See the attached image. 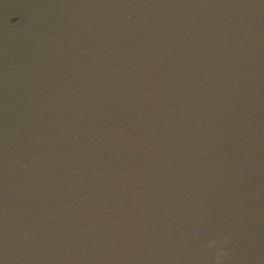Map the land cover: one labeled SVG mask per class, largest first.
<instances>
[{
	"label": "water",
	"instance_id": "obj_1",
	"mask_svg": "<svg viewBox=\"0 0 264 264\" xmlns=\"http://www.w3.org/2000/svg\"><path fill=\"white\" fill-rule=\"evenodd\" d=\"M0 264H264V0H0Z\"/></svg>",
	"mask_w": 264,
	"mask_h": 264
},
{
	"label": "clouds",
	"instance_id": "obj_2",
	"mask_svg": "<svg viewBox=\"0 0 264 264\" xmlns=\"http://www.w3.org/2000/svg\"><path fill=\"white\" fill-rule=\"evenodd\" d=\"M209 247L217 248L218 251L220 252V255H224V251H223V249H220L219 248L218 242H216V241H210L209 242Z\"/></svg>",
	"mask_w": 264,
	"mask_h": 264
}]
</instances>
